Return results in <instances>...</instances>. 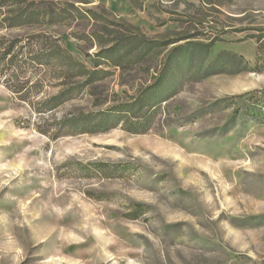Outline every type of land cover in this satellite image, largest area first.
Returning a JSON list of instances; mask_svg holds the SVG:
<instances>
[{
	"label": "rangeland",
	"instance_id": "1",
	"mask_svg": "<svg viewBox=\"0 0 264 264\" xmlns=\"http://www.w3.org/2000/svg\"><path fill=\"white\" fill-rule=\"evenodd\" d=\"M24 2L96 15L0 30L5 46L56 41L102 72L4 73L39 87L24 102L0 81V264H264V0L0 5ZM105 112L106 131L68 126Z\"/></svg>",
	"mask_w": 264,
	"mask_h": 264
},
{
	"label": "trees",
	"instance_id": "2",
	"mask_svg": "<svg viewBox=\"0 0 264 264\" xmlns=\"http://www.w3.org/2000/svg\"><path fill=\"white\" fill-rule=\"evenodd\" d=\"M14 4L11 5L13 7ZM9 6V5H8ZM67 8H50L47 11L41 10V6L39 3L36 2H29L25 3L22 7L18 8H11L7 12L2 11L3 5H0V30L3 29H10L21 27L24 25H29L33 23H40L41 19L46 20L45 17L48 18L47 23H54L55 19H60L62 17H67L70 14V9L77 11L80 17H89L95 16L96 14L88 9L78 8L76 5L72 3H67ZM37 38L42 37L41 35L35 36ZM19 39H14L9 43L8 46H5L4 41L0 40V81H3L5 86L11 90L12 93L18 95V99L27 102V97L29 94V90H33L37 88L38 83H31L27 86L26 83H22L19 81H13L12 78H5L4 80L2 77L4 76L5 72L8 71H15L16 73L21 71L23 67H39L42 64H52L57 65L60 68H65L71 76H84L87 73L91 74H98L102 72L100 71H93L88 72L85 66L81 64L77 59L71 56L62 46H59L56 41L54 44H48V49L43 52H35L29 58L23 57L18 52H12L15 47L18 46ZM45 45H47L45 43ZM108 55L103 56V58L108 59ZM27 87L26 92L23 90ZM39 87V86H38ZM84 89V84L80 83L76 86H72L67 88L66 90L60 91L56 96H52L50 98L45 99L43 102L36 104L35 107L36 112H44V110H52L58 106H60L66 99V96H69L73 93H79ZM39 90L36 89L35 93H38ZM44 109V110H43ZM122 111V110H118ZM110 116L109 112L97 114H83L80 117V120H71L68 124L70 127L82 126L86 125V132L89 133H96L99 131H106L110 128H113L117 125L109 123Z\"/></svg>",
	"mask_w": 264,
	"mask_h": 264
}]
</instances>
